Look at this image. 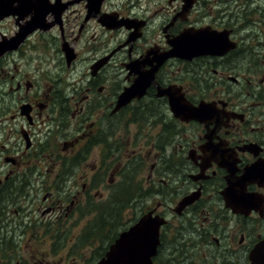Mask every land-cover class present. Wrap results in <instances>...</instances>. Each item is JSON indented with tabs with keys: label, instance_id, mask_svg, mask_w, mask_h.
Wrapping results in <instances>:
<instances>
[{
	"label": "flooded vegetation",
	"instance_id": "af4514ba",
	"mask_svg": "<svg viewBox=\"0 0 264 264\" xmlns=\"http://www.w3.org/2000/svg\"><path fill=\"white\" fill-rule=\"evenodd\" d=\"M38 1L47 7L38 27L0 55V264H98L144 215L160 223L155 252L150 243L140 250L146 264H264V22L247 30L250 21L231 18L241 11L228 10L207 19L214 10L200 11L201 0L153 12L142 0H103L98 10L87 0ZM35 15L1 20L16 26L0 42ZM186 30L222 35L209 54L162 59ZM29 55L52 60L41 79L19 64ZM140 73L150 84L115 111ZM167 87L198 116L176 117L159 95ZM136 155L142 192L113 227H89L95 202Z\"/></svg>",
	"mask_w": 264,
	"mask_h": 264
},
{
	"label": "water",
	"instance_id": "95a60500",
	"mask_svg": "<svg viewBox=\"0 0 264 264\" xmlns=\"http://www.w3.org/2000/svg\"><path fill=\"white\" fill-rule=\"evenodd\" d=\"M102 1L103 0H88V5L89 7H92V10H98ZM193 3L194 0H185L183 11H187ZM43 8V4L38 0H33V2H31V0H0V20L10 15H19L20 18H23L24 16H26V14L29 13V11H31L33 14H37L33 16V19L29 22V24H27L16 37L10 40H5L4 42H0V55L3 54L6 50L17 48L19 44L24 40L23 38L25 37V35L38 27V22L42 20L41 15L45 14V12L47 11V7L44 10ZM19 20L20 19H18V21ZM102 22L104 24H107L108 26H111V24H113V26L115 25V27H120L123 25L127 28H130V22L126 19L117 21L116 18H111L110 20L104 18L102 19ZM218 34L207 33V31L202 30L195 33L191 30H186L180 36V38H178V42L176 40H172L170 42L172 44V49L166 52V54H163L162 59H166L171 56L191 58L193 54L199 53V48L204 53L209 54V52H211L212 50V47L209 43L214 42L210 37L216 38L222 35ZM206 41H208L209 43ZM67 52H70L73 57V51L71 49L67 48ZM148 76V73H140L134 84L130 87H127L119 97L120 99L114 109L115 111H117L128 101H130L132 97L142 96L143 90L151 82ZM150 76L152 77V75ZM159 95L168 96L170 107L175 113L176 117L185 121H189L198 116L193 108L183 100V97L179 95L174 88H161ZM159 228L160 223L157 218L149 215L143 216L142 219L134 227L125 230L120 234V237L115 241V243L111 245L110 250L107 253V257L101 260L98 264H146L150 259V257L147 255L148 252L145 256L142 257L140 250L144 247V245H149L150 243L151 249L147 248L148 251L151 255L155 252L156 245L158 243ZM129 240H131V246ZM132 246L134 247L133 249H135V251L131 255L132 258H130V250H132Z\"/></svg>",
	"mask_w": 264,
	"mask_h": 264
},
{
	"label": "rangeland",
	"instance_id": "374dc122",
	"mask_svg": "<svg viewBox=\"0 0 264 264\" xmlns=\"http://www.w3.org/2000/svg\"><path fill=\"white\" fill-rule=\"evenodd\" d=\"M144 5H150L152 12L159 8L160 5H167L169 2V0H142ZM202 2H205L204 5H202L200 7V11H204V10H209L210 12H213L212 15H206L205 17L208 18H212L214 15L218 14H222L223 12H225L226 10L229 11L230 14H233L234 12H238L241 11L238 14V18L241 19H245L250 21V23L253 24V26H247L246 29L247 30H257L258 26L256 23L261 22L262 26L263 22H264V0H201ZM214 3H218L215 6H212L211 4ZM113 5H118V8H122L123 6L127 5L128 1L126 2V0H112L111 2ZM141 3V2H140ZM141 3V4H142ZM158 3V4H157ZM157 4V5H156ZM16 18V22L18 24V19H20L19 15H15ZM231 18H236L235 16H231ZM255 25V26H254ZM15 23L12 21H9L7 23L6 26L0 27V37H1V33H12V30H14L15 27ZM88 32V31H87ZM86 32V33H87ZM93 31L88 32V38L90 36V34ZM87 38V39H88ZM34 42L37 41V39L35 40V37L32 39ZM83 40L84 37L80 43V50L83 52L84 51V46H83ZM30 44H32V41L29 42ZM61 43V41H60ZM54 45V44H53ZM55 46V45H54ZM52 45L49 47L50 51L56 55L57 53L51 49ZM56 48V47H55ZM32 58H34L33 61L30 62V55L29 56H23L20 57V59L18 60L19 64L22 63L24 66H26L28 63L31 68L36 69L34 71H32V75L34 74L35 78L41 79L42 76H44V72L45 71L43 68H48L50 62H52V60H48V59H39L37 58V56H32ZM26 62V63H24ZM39 72H36L38 69ZM41 82V80H40ZM120 130L123 129V127L126 129V127L128 126L126 123H120ZM133 125H131L132 128ZM135 129V127L133 128ZM133 132V130H132ZM121 135V133L119 134ZM142 146H135V147H130L129 148V156L131 155L132 152H134V149L137 150L139 148H141ZM124 158L126 156H128V152H124ZM143 160L144 157L140 156V155H136L134 156L133 159V163L129 166H127V162L126 164H122L121 169L118 171V177L116 178V182H115V186L111 187V190L108 193V199L105 201L110 200V202H108L106 205H102V202H95V207L93 208L94 211H97L98 215L97 217H99L98 219H94L92 221V224L89 227H92L93 229H105V228H110L113 227L112 226V221L114 220V215H116L117 213H119L121 211V208L125 205L126 202H128V200L135 196L137 197V194H139V189H137V184L138 185H143L144 187V180L146 179L144 176H146V173H143ZM124 163V161L122 162ZM150 164V162H149ZM107 175L105 177V182H107L109 180V178L107 179ZM142 180V181H141ZM107 185H105L102 190L104 192H108V188L106 187ZM135 186V187H134ZM134 188V190H133ZM131 193V196H130ZM115 202H120V208L118 211H116L118 209V205H113L112 208L108 209V207H110L111 205H108L109 203H115ZM124 219H126V216H124Z\"/></svg>",
	"mask_w": 264,
	"mask_h": 264
},
{
	"label": "trees",
	"instance_id": "16d2710c",
	"mask_svg": "<svg viewBox=\"0 0 264 264\" xmlns=\"http://www.w3.org/2000/svg\"><path fill=\"white\" fill-rule=\"evenodd\" d=\"M236 1V0H235ZM246 2H247V0H246ZM232 19H234V18H232ZM235 19H238V17H236ZM135 187V186H134ZM141 185H138L137 184V189H139V191H141L142 192V189H141ZM130 196H131V193H130ZM108 202H110V200H108V201H105V202H102V205H106ZM108 205H111L110 207H108V209H110V208H112V206L113 205H120V202H115V203H109ZM119 208H120V206L118 207V209L116 210V211H118L119 210Z\"/></svg>",
	"mask_w": 264,
	"mask_h": 264
},
{
	"label": "bare ground",
	"instance_id": "6f19581e",
	"mask_svg": "<svg viewBox=\"0 0 264 264\" xmlns=\"http://www.w3.org/2000/svg\"><path fill=\"white\" fill-rule=\"evenodd\" d=\"M26 1H27V0H26ZM31 2H32V0H31ZM29 3H30V2H29ZM30 4H31V3H30ZM29 12H31V11H29ZM28 14H29V13H28ZM28 14H26V16H27ZM23 18H25V16H24ZM23 18H22V19H23Z\"/></svg>",
	"mask_w": 264,
	"mask_h": 264
}]
</instances>
